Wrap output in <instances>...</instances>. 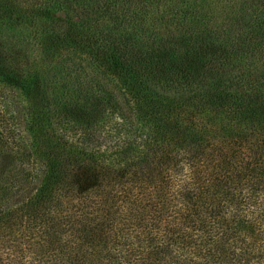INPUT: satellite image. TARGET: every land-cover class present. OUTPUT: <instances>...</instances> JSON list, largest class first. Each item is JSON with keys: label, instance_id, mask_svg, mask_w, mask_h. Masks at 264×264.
Instances as JSON below:
<instances>
[{"label": "trees", "instance_id": "trees-1", "mask_svg": "<svg viewBox=\"0 0 264 264\" xmlns=\"http://www.w3.org/2000/svg\"><path fill=\"white\" fill-rule=\"evenodd\" d=\"M0 106V264H264V0H0Z\"/></svg>", "mask_w": 264, "mask_h": 264}, {"label": "rangeland", "instance_id": "rangeland-1", "mask_svg": "<svg viewBox=\"0 0 264 264\" xmlns=\"http://www.w3.org/2000/svg\"><path fill=\"white\" fill-rule=\"evenodd\" d=\"M13 1H15V0H13ZM21 1V0H20ZM19 2V1H18ZM35 6H37L36 4H35ZM63 14H61V13H55L54 14V16H59V17H61ZM3 90H5V89H3ZM0 110H1V106H0ZM20 118H21V116H20ZM20 118L19 119H17V121H16V123H15V125L13 126V125H11V126H13L14 127V131H16V132H18V134H19V137H22L23 139H24V141L25 142H27V135L25 134V132L23 131V127H22V125H21V123H22V121L20 120ZM21 140V139H20ZM15 145V144H14Z\"/></svg>", "mask_w": 264, "mask_h": 264}]
</instances>
